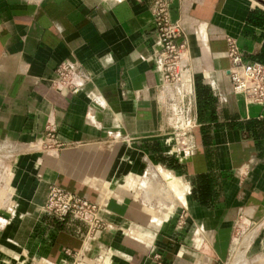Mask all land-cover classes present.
<instances>
[{
	"label": "crops",
	"instance_id": "crops-1",
	"mask_svg": "<svg viewBox=\"0 0 264 264\" xmlns=\"http://www.w3.org/2000/svg\"><path fill=\"white\" fill-rule=\"evenodd\" d=\"M155 1L0 0V264H264V103L228 73L229 38L264 64V7L165 0L187 45L168 85ZM67 61L77 89L57 83ZM50 186L105 227L45 213Z\"/></svg>",
	"mask_w": 264,
	"mask_h": 264
},
{
	"label": "built area",
	"instance_id": "built-area-1",
	"mask_svg": "<svg viewBox=\"0 0 264 264\" xmlns=\"http://www.w3.org/2000/svg\"><path fill=\"white\" fill-rule=\"evenodd\" d=\"M153 7L157 34L161 43V50L157 58L158 68L166 84L181 85L187 70L185 61L187 45L178 42L183 34L182 26L179 22H171L169 5L165 0H156ZM228 56L231 62L228 73L234 94L242 95L251 102L264 103V64L245 61L237 42L232 38L228 39ZM57 75V83L61 88L77 89L85 82V78L79 72V65L71 61L63 63L58 68ZM179 113L180 116H184L183 111H179ZM180 125L181 130L176 137L177 151L185 156L191 155L195 150V145L188 136L187 129L192 128V124L183 117ZM48 137L51 140L55 139L52 131L49 132ZM101 210L100 205L57 186H50L48 197L43 205V211L47 214L59 218L71 215L86 222L91 233L105 227L100 215ZM155 258L157 264H165L159 255Z\"/></svg>",
	"mask_w": 264,
	"mask_h": 264
},
{
	"label": "rangeland",
	"instance_id": "rangeland-1",
	"mask_svg": "<svg viewBox=\"0 0 264 264\" xmlns=\"http://www.w3.org/2000/svg\"><path fill=\"white\" fill-rule=\"evenodd\" d=\"M242 231L240 230V232L238 233V234H236V236H235V242H237V240H239L240 241V237L242 236ZM242 240V239H241ZM233 256V255H232ZM77 264H85V263H83L82 261H79V262H77ZM229 264H234V259H233V257L231 258V261L229 262Z\"/></svg>",
	"mask_w": 264,
	"mask_h": 264
},
{
	"label": "water",
	"instance_id": "water-1",
	"mask_svg": "<svg viewBox=\"0 0 264 264\" xmlns=\"http://www.w3.org/2000/svg\"><path fill=\"white\" fill-rule=\"evenodd\" d=\"M260 5L264 7V1L263 0H256Z\"/></svg>",
	"mask_w": 264,
	"mask_h": 264
}]
</instances>
